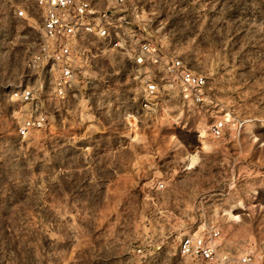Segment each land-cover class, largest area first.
<instances>
[{
  "label": "rangeland",
  "instance_id": "1",
  "mask_svg": "<svg viewBox=\"0 0 264 264\" xmlns=\"http://www.w3.org/2000/svg\"><path fill=\"white\" fill-rule=\"evenodd\" d=\"M31 4L0 0V264H238L244 252L264 259V0L125 2L137 8L144 38L205 75L212 113L243 120L207 150L193 131L196 121L208 126L207 114L175 99L160 104L183 114L172 127L156 112L140 114L142 79L93 36L77 41L67 99L50 103L44 128L17 135L26 109L10 91L25 80L40 24L36 13L13 10ZM136 111L131 141L127 115ZM236 204L234 222L224 211ZM209 227L220 231L217 259L178 255L181 236Z\"/></svg>",
  "mask_w": 264,
  "mask_h": 264
},
{
  "label": "built area",
  "instance_id": "2",
  "mask_svg": "<svg viewBox=\"0 0 264 264\" xmlns=\"http://www.w3.org/2000/svg\"><path fill=\"white\" fill-rule=\"evenodd\" d=\"M126 0H105L95 7L90 0H32L30 7L14 9L19 18L34 17L40 24L37 47L24 61L27 74L10 94L26 109V116L17 127V135L24 136L29 129H41L48 123L50 103L67 99L79 56L77 41L93 36L111 49L123 53L134 78L142 79L138 109L140 114H153L165 99H175L186 112L207 114V131L220 138L227 131L238 133L243 120L212 113L214 100L207 90L203 73L178 55L162 53L158 47L142 36V25L136 7H125ZM138 112H135L137 116ZM156 189H163L158 180ZM220 231L209 227L197 234L179 238V256L200 262L218 258ZM225 258V256H221ZM238 264H264V259L244 252Z\"/></svg>",
  "mask_w": 264,
  "mask_h": 264
},
{
  "label": "bare ground",
  "instance_id": "3",
  "mask_svg": "<svg viewBox=\"0 0 264 264\" xmlns=\"http://www.w3.org/2000/svg\"><path fill=\"white\" fill-rule=\"evenodd\" d=\"M177 112V111H176ZM157 114V121L161 124H166L170 127L178 124L179 119H181V116L183 115L181 111H178L177 113L173 114L170 109L161 108V106L156 110ZM182 114V115H181ZM127 134L130 135V140L135 141L137 138V116L134 117V115H127ZM228 117V115H227ZM139 122V121H138ZM193 131L196 132L198 137V142L200 144L201 150H207L212 146V137L207 131V126L204 123L203 120L196 121L193 125ZM174 142V140H173ZM176 144V143H175ZM197 156L194 154L189 155L186 159V168L192 167L196 162ZM240 204H236L234 206H231L228 210L224 211V215L226 218L230 221H238L239 217L234 215L232 212L235 209V207L238 208Z\"/></svg>",
  "mask_w": 264,
  "mask_h": 264
}]
</instances>
